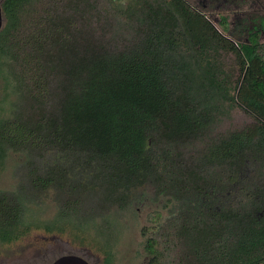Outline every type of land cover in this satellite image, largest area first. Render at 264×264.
Instances as JSON below:
<instances>
[{"label": "trees", "instance_id": "obj_1", "mask_svg": "<svg viewBox=\"0 0 264 264\" xmlns=\"http://www.w3.org/2000/svg\"><path fill=\"white\" fill-rule=\"evenodd\" d=\"M1 8L0 174L20 155L23 182L0 188V243L69 230L115 264L151 185L174 208L143 229L148 264H264V28L237 42L187 0Z\"/></svg>", "mask_w": 264, "mask_h": 264}, {"label": "rangeland", "instance_id": "obj_2", "mask_svg": "<svg viewBox=\"0 0 264 264\" xmlns=\"http://www.w3.org/2000/svg\"><path fill=\"white\" fill-rule=\"evenodd\" d=\"M187 1L204 11L220 30L217 23L221 16H226L231 23V37L237 42H245L250 29L264 28V0ZM262 40L264 41V30ZM2 95L3 83L0 79V98ZM243 118L242 113L237 111L233 120L238 123ZM22 161L20 155L9 156L6 167L0 174L2 190L15 191L19 183L23 182V169L20 166ZM42 208V217L51 218L57 211L55 198H45ZM173 208L169 198L156 195L151 185L141 190L136 201L121 216V223L117 227L120 241L115 248V264H148L143 246L146 238L142 234L143 229L154 224L152 218L157 213L162 215L164 222ZM67 254L81 256L91 264H104L103 253L91 241L84 239L82 235L76 236L69 230L63 233L33 230L16 242L0 243V264H52L58 257Z\"/></svg>", "mask_w": 264, "mask_h": 264}, {"label": "water", "instance_id": "obj_3", "mask_svg": "<svg viewBox=\"0 0 264 264\" xmlns=\"http://www.w3.org/2000/svg\"><path fill=\"white\" fill-rule=\"evenodd\" d=\"M3 23H4V18L2 14L1 0H0V29L3 27ZM52 264H91V263L81 256L67 254L58 257L56 260H54Z\"/></svg>", "mask_w": 264, "mask_h": 264}]
</instances>
